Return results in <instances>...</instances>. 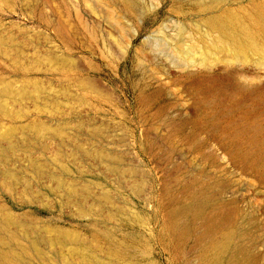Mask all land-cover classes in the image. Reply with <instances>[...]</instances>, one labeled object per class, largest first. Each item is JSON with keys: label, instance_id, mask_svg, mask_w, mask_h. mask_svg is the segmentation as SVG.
I'll return each instance as SVG.
<instances>
[{"label": "rangeland", "instance_id": "obj_1", "mask_svg": "<svg viewBox=\"0 0 264 264\" xmlns=\"http://www.w3.org/2000/svg\"><path fill=\"white\" fill-rule=\"evenodd\" d=\"M1 90L0 264H264V0H0Z\"/></svg>", "mask_w": 264, "mask_h": 264}, {"label": "bare ground", "instance_id": "obj_2", "mask_svg": "<svg viewBox=\"0 0 264 264\" xmlns=\"http://www.w3.org/2000/svg\"><path fill=\"white\" fill-rule=\"evenodd\" d=\"M72 81V80H71ZM91 84V83H90ZM4 96H8L7 95V93H6V91H0V119H3V118H10V119H12V116L13 115H11L9 112H8V110L6 109V104H4V102H3V97ZM8 133H12V131L10 130ZM2 134V133H1ZM78 134V133H77ZM1 137H4L5 138V135H0V138ZM12 150V149H11ZM10 150L9 149H7V150H3V151H0V163H6V161H7V154H8V152H9ZM63 167V166H62ZM62 167H60L61 169H59V172H58V175H56V176H53V179L55 180H57V182H58V184H59V186L61 187L63 184H62V178H59V176L60 175H64V173H65V170L64 169H62ZM58 169V168H57ZM66 172H67V170H66ZM39 173V172H38ZM65 185V184H64ZM57 187H58V185H57ZM86 194H88V193H86ZM89 196H91V195H89ZM85 197H86V195H85ZM100 197H102L103 198V196H100ZM106 197H104V199H105ZM98 199V198H97ZM107 199V198H106ZM82 200V199H81ZM108 200V199H107ZM103 201V200H102ZM98 202H99V199H98ZM103 203V202H102ZM0 223H1V225L2 226H4V227H7V226H10V217L8 216V215H3L1 218H0ZM16 227H17V229H19L20 231H21V233H22V235H24L28 240H27V244H28V246L31 248V249H33L34 250V252L36 253V255H40L41 256V253L39 252V250H38V242L40 241V238H36V239H34V238H31L30 237V234H33L34 232H31V230L27 227V226H25V225H20V224H17V225H15ZM65 238H67V235L65 236ZM60 240V239H59ZM44 241V240H43ZM58 241V240H57ZM53 240H49V241H44V243H46V244H50V245H52L53 244ZM82 262L84 263V264H105V263H101V262H99V261H95L94 259H90V258H84V257H82ZM65 264H72V263H70V261H66V263Z\"/></svg>", "mask_w": 264, "mask_h": 264}, {"label": "crops", "instance_id": "obj_3", "mask_svg": "<svg viewBox=\"0 0 264 264\" xmlns=\"http://www.w3.org/2000/svg\"><path fill=\"white\" fill-rule=\"evenodd\" d=\"M91 82H93V81H91ZM94 83V85L93 86H90V88H91V90H92V92L94 93V96L99 100V101H105V100H108L110 97H109V95L105 92V91H103L102 89H100L99 87H97V86H95V82H93ZM45 99L47 100L46 102H44V104H47V105H44V106H48V105H50V106H52V107H57L58 109H59V103L57 102V101H54V100H50L49 98H48V96L47 97H45ZM41 100H42V98H41ZM46 120H48V119H46Z\"/></svg>", "mask_w": 264, "mask_h": 264}]
</instances>
